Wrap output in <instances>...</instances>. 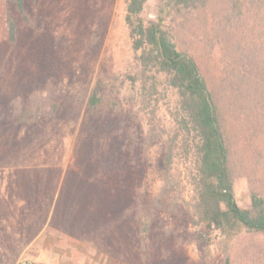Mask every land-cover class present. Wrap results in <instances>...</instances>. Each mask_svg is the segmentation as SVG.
<instances>
[{
	"label": "rangeland",
	"instance_id": "obj_1",
	"mask_svg": "<svg viewBox=\"0 0 264 264\" xmlns=\"http://www.w3.org/2000/svg\"><path fill=\"white\" fill-rule=\"evenodd\" d=\"M127 1L25 0L23 15L0 0V219L19 233H36L24 249L30 263L225 264L228 256L230 264H264V234L255 233L225 241L213 232L209 246L175 234L170 261L150 259L136 239L142 233L132 229L135 214H125L108 190L121 182L109 181L90 164L109 142L116 150H129L152 126L163 128L166 139L178 135L172 172L183 189L177 202L191 203L194 154H186L182 141L190 142L192 133L179 125L176 91L162 76L143 70L135 56L124 19ZM164 1L147 0L143 15L156 17ZM215 4L180 32L204 74L220 82L222 36L215 37L210 28ZM251 14L243 28L253 37ZM9 18L16 23L14 37L7 29ZM95 86L98 100L92 103ZM159 149L158 143L150 146L139 164L140 185L150 195L160 186ZM240 151L249 155V149ZM255 152L261 177L255 184L264 192L259 171L264 169V136L255 137ZM235 189L239 203L247 206V179L239 178ZM132 205L130 200V210ZM161 220L173 225L171 217ZM184 229L190 233L196 226L189 222Z\"/></svg>",
	"mask_w": 264,
	"mask_h": 264
},
{
	"label": "trees",
	"instance_id": "obj_2",
	"mask_svg": "<svg viewBox=\"0 0 264 264\" xmlns=\"http://www.w3.org/2000/svg\"><path fill=\"white\" fill-rule=\"evenodd\" d=\"M213 1L165 0L156 17L146 18L143 8L147 0H128L124 16L138 62L151 76H162L176 91L181 112L179 125L186 134L192 133L190 142L187 138L182 141L186 154L191 150L194 154L191 203L185 206L177 202L183 189L172 172L178 135L166 139L163 128L152 126L143 141L138 143L135 139L129 150H116V145L109 142L90 161L96 170L102 169L109 181L121 182L118 188L108 189L114 195V203H119L125 214L127 210L135 214L132 229L142 233L136 239L150 259L163 257L164 263L170 261L168 255L175 248L171 249L175 234L203 246L212 244L213 232L225 241L246 233L264 234V192L257 190L255 184L261 180L255 165L259 156L255 137L264 136V0H215L218 4L210 28L215 37L222 36L217 47L223 62L220 82L208 79L180 32L194 15L198 18V12L209 10ZM5 2L6 6L11 2L15 10L25 15V0ZM251 13L255 17L253 37L243 28ZM7 21V29L14 37L15 20ZM206 22L204 19L202 23ZM239 27L241 34L237 36ZM98 93L99 87L95 86L92 103L98 100ZM155 143L160 145V186L156 194L150 195L140 185L143 168L139 164L147 159L148 149ZM243 148L249 149L246 158L240 151ZM259 171L264 177V169ZM241 177L248 181L247 206L236 197L235 186ZM161 217H171L173 225L165 226ZM48 219L50 225L52 216ZM189 222L196 229L184 233ZM17 230L6 219H0V264H45L30 263L24 257V249L36 240V233L25 235ZM229 260L225 257V264H230Z\"/></svg>",
	"mask_w": 264,
	"mask_h": 264
}]
</instances>
